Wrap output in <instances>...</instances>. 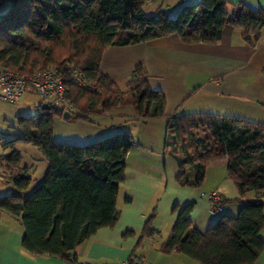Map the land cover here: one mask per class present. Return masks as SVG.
<instances>
[{
    "label": "trees",
    "instance_id": "16d2710c",
    "mask_svg": "<svg viewBox=\"0 0 264 264\" xmlns=\"http://www.w3.org/2000/svg\"><path fill=\"white\" fill-rule=\"evenodd\" d=\"M146 0H11L0 15V66L31 74L56 67L63 76L65 98L73 105L71 118H91L113 108L132 106L142 118L165 115L162 93L149 88L142 66H136L130 87L121 90L100 70L104 51L176 33L184 42L212 43L229 23L241 29L251 43L264 27V10H251L243 3L226 10L224 0H202L182 7L169 18L160 12L145 15ZM71 67L93 86L81 87L69 80ZM64 110L49 108L34 117L19 116L17 139L36 146L48 163L47 171L31 192L29 174H15L10 193L0 196V210L21 218L22 247L33 254H48L77 264L71 251L101 227H112L118 216L116 196L123 179L126 154L133 144L128 133H116L98 141L73 145L53 139V118ZM166 148L180 145L177 182L200 187L211 160L226 157L227 175L238 197L212 201L220 205L236 201L235 216L221 215L202 232L189 217L193 203L179 211L177 221L160 245L163 253L177 252L199 264H249L262 249L259 232L264 229V123L209 113L168 118ZM187 142L188 148L185 143ZM15 168L19 154H8ZM189 171L192 172L189 174ZM247 191L257 199L243 200ZM178 205L172 207L177 211ZM152 213L142 235L154 234ZM129 261L134 259L129 258Z\"/></svg>",
    "mask_w": 264,
    "mask_h": 264
},
{
    "label": "crops",
    "instance_id": "0c3cea01",
    "mask_svg": "<svg viewBox=\"0 0 264 264\" xmlns=\"http://www.w3.org/2000/svg\"><path fill=\"white\" fill-rule=\"evenodd\" d=\"M201 1L146 0L142 10L148 16L163 12L174 18L182 7ZM224 1L228 14L238 3L251 10H264V0ZM241 33L240 28L227 23L212 43L184 42L172 33L132 45L110 46L104 51L100 70L121 90L129 89L134 68L142 66L149 88L164 96L165 115L142 119L132 106L117 107L89 122L77 120L78 132L68 138L57 141L53 135L56 142L73 145L123 132L133 138L117 190V220L112 227L99 228L71 251L77 264H120L129 258L144 264H179L178 257L183 254H166L159 248L181 208L193 203L189 217L202 232L221 215L237 214L238 202L218 206L208 199L212 192L217 193L216 201L239 195L227 175L226 157L207 163L200 187L182 186L176 179L179 159L166 144L168 118L173 116L209 113L264 123V27L251 43L244 41ZM56 118L60 117H54L53 122ZM15 174H7L8 182L12 183ZM0 179H4L1 174ZM254 199L257 196L253 191L243 195V200ZM260 200L264 202V195ZM174 205H178L177 211H172ZM152 213L155 233L143 236V226ZM258 235L264 241V229ZM22 238L21 218L0 210V264H71L53 255L26 251ZM249 264H264V249Z\"/></svg>",
    "mask_w": 264,
    "mask_h": 264
},
{
    "label": "rangeland",
    "instance_id": "374dc122",
    "mask_svg": "<svg viewBox=\"0 0 264 264\" xmlns=\"http://www.w3.org/2000/svg\"><path fill=\"white\" fill-rule=\"evenodd\" d=\"M11 0H0V15L5 13ZM51 67V66H50ZM1 68V66H0ZM42 99L34 93H26L21 96L17 103H9L0 100V196L11 192L13 185L8 182L7 174L14 172L19 174H29L31 177L27 191L31 192L42 181L48 163L42 156L40 150L29 142L17 139L21 135V128L18 123L19 116L34 117L41 111ZM77 120L74 118L64 119L63 117L54 119L53 135L55 140H62L75 134L77 130ZM80 124V123H79ZM188 146L187 142L185 143ZM180 145L169 147V150H176L181 155ZM187 149H189L187 147ZM15 150L19 154V163L13 170L7 161L8 154ZM179 264H199L197 261L185 256L179 255ZM184 260V261H181Z\"/></svg>",
    "mask_w": 264,
    "mask_h": 264
},
{
    "label": "built area",
    "instance_id": "2783aa9c",
    "mask_svg": "<svg viewBox=\"0 0 264 264\" xmlns=\"http://www.w3.org/2000/svg\"><path fill=\"white\" fill-rule=\"evenodd\" d=\"M69 80L81 87L91 89L92 84L88 82L83 74L71 67L69 70ZM65 83L62 74L56 67L37 69L31 74L20 72L16 69H0V100L17 103L20 97L26 92L38 95L43 103L49 108L72 111L73 105L65 98ZM217 193L212 192L208 199L212 202L217 199ZM120 264H144L142 261L124 260Z\"/></svg>",
    "mask_w": 264,
    "mask_h": 264
},
{
    "label": "water",
    "instance_id": "95a60500",
    "mask_svg": "<svg viewBox=\"0 0 264 264\" xmlns=\"http://www.w3.org/2000/svg\"><path fill=\"white\" fill-rule=\"evenodd\" d=\"M41 109L42 110H48L49 109V106L46 103H42L41 104ZM62 117L64 119H69V118H71V113L68 112V111H64Z\"/></svg>",
    "mask_w": 264,
    "mask_h": 264
}]
</instances>
